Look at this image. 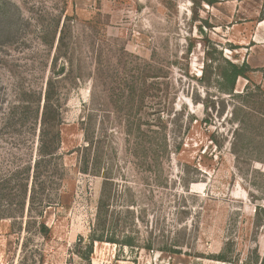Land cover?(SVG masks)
Listing matches in <instances>:
<instances>
[{"label":"rangeland","instance_id":"obj_1","mask_svg":"<svg viewBox=\"0 0 264 264\" xmlns=\"http://www.w3.org/2000/svg\"><path fill=\"white\" fill-rule=\"evenodd\" d=\"M212 1L0 0V264H264V0Z\"/></svg>","mask_w":264,"mask_h":264},{"label":"trees","instance_id":"obj_2","mask_svg":"<svg viewBox=\"0 0 264 264\" xmlns=\"http://www.w3.org/2000/svg\"><path fill=\"white\" fill-rule=\"evenodd\" d=\"M233 67H234V75L236 78L244 75L245 72L242 70L243 69L242 67H239L238 65H233ZM243 67L249 68V65L246 63H243ZM248 90H249V87L247 86L245 89V92H248ZM52 97H53V87H52V84H50L49 82V85L46 89V97H45V105H44V116L45 117L48 115V113L55 112L57 110V107H56L57 104L52 102ZM59 149H60V140H59V131H58L54 136V140L52 141V146L48 150H46L45 146H41V148L39 149L40 156L36 162L37 168L40 167L41 163L46 159L45 158L46 156H51V157L56 156ZM104 185H106V183ZM34 192L35 190L33 189V193ZM34 198L35 196L33 194L31 196L32 203L34 202ZM103 207H104V188H103L102 196L100 199V205H99V209L97 213L96 226L93 229L92 235H91V252H92V245L95 241H108L111 243H118L113 233L111 236H109V234H111L109 233L110 226L107 223L106 214H104L102 211ZM105 232H106V236H104ZM129 245H132V244L129 243Z\"/></svg>","mask_w":264,"mask_h":264},{"label":"crops","instance_id":"obj_3","mask_svg":"<svg viewBox=\"0 0 264 264\" xmlns=\"http://www.w3.org/2000/svg\"><path fill=\"white\" fill-rule=\"evenodd\" d=\"M235 41L240 47L239 53L244 52L243 61L254 70L264 68V18L257 22L250 34Z\"/></svg>","mask_w":264,"mask_h":264}]
</instances>
